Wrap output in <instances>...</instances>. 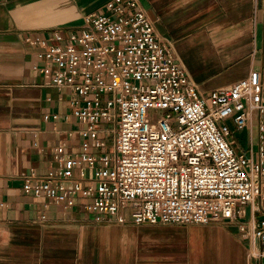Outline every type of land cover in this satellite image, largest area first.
<instances>
[{
  "label": "built area",
  "instance_id": "obj_1",
  "mask_svg": "<svg viewBox=\"0 0 264 264\" xmlns=\"http://www.w3.org/2000/svg\"><path fill=\"white\" fill-rule=\"evenodd\" d=\"M24 42L37 47L33 68L69 91L65 117L91 137L109 124L111 136L106 154L55 145L58 166L23 175L24 192L79 205L96 223L228 219L250 264H264V56L247 76L202 90L140 0H107L80 25ZM228 119L251 133L255 122L247 153L236 151Z\"/></svg>",
  "mask_w": 264,
  "mask_h": 264
},
{
  "label": "crops",
  "instance_id": "obj_2",
  "mask_svg": "<svg viewBox=\"0 0 264 264\" xmlns=\"http://www.w3.org/2000/svg\"><path fill=\"white\" fill-rule=\"evenodd\" d=\"M107 0H0V264H250L237 223H124L92 220L24 192L21 177L58 166L52 147L68 154H106L111 136L84 134L69 91L33 68L28 36L66 31ZM161 37L171 41L202 90L248 75L264 56V0H140Z\"/></svg>",
  "mask_w": 264,
  "mask_h": 264
},
{
  "label": "rangeland",
  "instance_id": "obj_3",
  "mask_svg": "<svg viewBox=\"0 0 264 264\" xmlns=\"http://www.w3.org/2000/svg\"><path fill=\"white\" fill-rule=\"evenodd\" d=\"M227 125L229 126V128L233 131L231 134V138L234 139L235 143V149L237 152H242V153H247V151L249 150L250 147V136L253 135L254 138L256 136V132H257V128L256 126L253 127L252 129V133L247 129H235V124L233 123L232 119H228L226 121ZM108 126H110L108 124ZM254 150H256V147L254 146ZM257 156H255L256 158Z\"/></svg>",
  "mask_w": 264,
  "mask_h": 264
},
{
  "label": "bare ground",
  "instance_id": "obj_4",
  "mask_svg": "<svg viewBox=\"0 0 264 264\" xmlns=\"http://www.w3.org/2000/svg\"><path fill=\"white\" fill-rule=\"evenodd\" d=\"M254 126H255V122L253 121L252 129H253Z\"/></svg>",
  "mask_w": 264,
  "mask_h": 264
}]
</instances>
